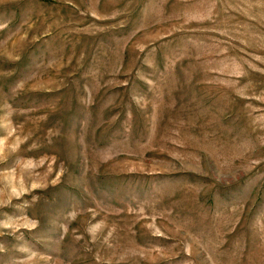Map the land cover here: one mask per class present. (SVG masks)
I'll return each mask as SVG.
<instances>
[{
  "label": "rangeland",
  "instance_id": "rangeland-1",
  "mask_svg": "<svg viewBox=\"0 0 264 264\" xmlns=\"http://www.w3.org/2000/svg\"><path fill=\"white\" fill-rule=\"evenodd\" d=\"M0 264H264V0H0Z\"/></svg>",
  "mask_w": 264,
  "mask_h": 264
}]
</instances>
